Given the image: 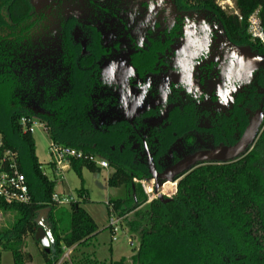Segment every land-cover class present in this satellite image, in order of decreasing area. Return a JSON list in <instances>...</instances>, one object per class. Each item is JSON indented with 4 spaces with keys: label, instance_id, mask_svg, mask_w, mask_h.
I'll return each instance as SVG.
<instances>
[{
    "label": "flooded vegetation",
    "instance_id": "af4514ba",
    "mask_svg": "<svg viewBox=\"0 0 264 264\" xmlns=\"http://www.w3.org/2000/svg\"><path fill=\"white\" fill-rule=\"evenodd\" d=\"M185 0H0V79L40 122L68 110L133 180L173 186L246 158L264 124V53ZM73 119V118H72ZM250 144L238 157L251 124ZM44 124V123H43Z\"/></svg>",
    "mask_w": 264,
    "mask_h": 264
},
{
    "label": "trees",
    "instance_id": "16d2710c",
    "mask_svg": "<svg viewBox=\"0 0 264 264\" xmlns=\"http://www.w3.org/2000/svg\"><path fill=\"white\" fill-rule=\"evenodd\" d=\"M185 1L214 11L233 38L238 39L239 33L245 32L244 24L221 12L211 1ZM235 4L243 17L259 10L264 32V0H235ZM253 46L264 53V46ZM5 85L0 79V157L7 151L14 154L16 167L25 178L29 202L0 204V212L14 215L13 223L0 230V254L10 252L13 264L30 263L31 256L22 250L23 239L33 237L36 212L50 208L54 247L49 254L43 251L40 254L44 264H57L64 250L94 238L97 226L75 201L69 204L67 226H58L61 218L55 214L57 205L52 201L55 183L42 173L32 134L24 133L19 124L22 116H33L9 106ZM63 108L68 111L57 122L41 121L50 142L105 160L113 170L107 179L108 186L125 187L129 193L124 200L109 202L110 208L117 218L129 213L137 200L133 179L146 175L132 173L127 165L114 158L111 142L98 140L95 133L77 120L79 115L70 114L66 106ZM69 166L79 178L82 169L93 173L97 169L83 160L70 161ZM139 193L144 202L141 190ZM78 197L84 199L82 189ZM135 218L128 223L130 231L138 236V247L129 258L130 264H264V124L246 158L232 164L195 169L178 182L175 201L154 200L145 210L136 212ZM124 262L122 259L116 264Z\"/></svg>",
    "mask_w": 264,
    "mask_h": 264
},
{
    "label": "rangeland",
    "instance_id": "374dc122",
    "mask_svg": "<svg viewBox=\"0 0 264 264\" xmlns=\"http://www.w3.org/2000/svg\"><path fill=\"white\" fill-rule=\"evenodd\" d=\"M32 138L36 158L42 165V173L49 181L55 183V193L61 199L72 198L73 201L79 202L97 226V234L94 238L83 245L64 250L60 264H116L122 259H125L123 264H130L129 258L134 255L138 247V236L130 231L128 223L135 221L136 212H142L149 204L146 202L145 196L144 202H142L139 193L140 186L133 181L137 189V200L133 203L134 209L118 218L117 231L113 234L108 225L115 222L117 216L106 204L116 200H124L129 195L125 187L110 188L108 186L107 179L113 170L111 168L101 169L98 177H96V173L82 169L81 178H79L69 165H64L62 174H57L49 165L51 164L48 151L50 140L44 129H35ZM81 189L84 192V199L78 197V191ZM137 204L141 205L138 206ZM68 212L69 205L57 206L55 214L61 218L59 227L67 226ZM13 221V214L0 212V230L9 227ZM22 250L32 258L28 264H44L40 254L42 249L35 243L33 237L23 239ZM0 264H13V257L10 252H1Z\"/></svg>",
    "mask_w": 264,
    "mask_h": 264
},
{
    "label": "built area",
    "instance_id": "2783aa9c",
    "mask_svg": "<svg viewBox=\"0 0 264 264\" xmlns=\"http://www.w3.org/2000/svg\"><path fill=\"white\" fill-rule=\"evenodd\" d=\"M214 6H216L221 12L227 16L235 18L239 23L245 25V32L253 44L264 46V32L261 25L259 16V10L254 11L247 17H243L236 8L235 0H209ZM20 127L24 133L33 134L35 129H44L45 126L38 119L33 117L22 116L19 120ZM2 147V141L0 137V148ZM49 155L51 157L52 168L57 174H62V168L64 165H69L70 161H87L98 169H108V163L93 155H84L82 152L70 147L57 145L50 142ZM62 177V176H61ZM140 186L146 202L150 203L158 199V196L163 198H170L175 189L173 186L164 185L161 189H154L152 181L147 180H133ZM52 201L57 206L69 205L73 202L72 198L61 199L57 194L52 196ZM29 202L28 188L25 182V178L18 171L15 164V156L13 153L7 151L2 153L0 157V204H26ZM110 207L109 203L106 204ZM117 218L115 222L109 223L108 227L113 234L117 231ZM61 260L57 264H60Z\"/></svg>",
    "mask_w": 264,
    "mask_h": 264
},
{
    "label": "water",
    "instance_id": "95a60500",
    "mask_svg": "<svg viewBox=\"0 0 264 264\" xmlns=\"http://www.w3.org/2000/svg\"><path fill=\"white\" fill-rule=\"evenodd\" d=\"M257 125L255 123L251 124L247 134L245 135L243 141L236 145L235 147L225 151L228 159H233L238 157L250 144H252L253 138L255 136ZM96 174L99 170L96 169ZM158 201L161 203H168L172 201L171 199H165L162 196H158ZM50 208L40 209L36 212L34 219V234L33 240L37 243L44 254H49L54 247V238L52 236V225L49 222Z\"/></svg>",
    "mask_w": 264,
    "mask_h": 264
},
{
    "label": "crops",
    "instance_id": "0c3cea01",
    "mask_svg": "<svg viewBox=\"0 0 264 264\" xmlns=\"http://www.w3.org/2000/svg\"><path fill=\"white\" fill-rule=\"evenodd\" d=\"M96 177H98V174L96 175Z\"/></svg>",
    "mask_w": 264,
    "mask_h": 264
}]
</instances>
